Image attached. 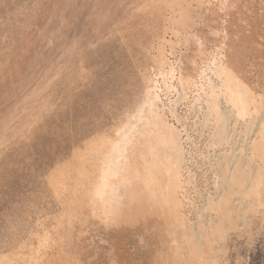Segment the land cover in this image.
I'll return each instance as SVG.
<instances>
[{"label":"bare ground","instance_id":"bare-ground-1","mask_svg":"<svg viewBox=\"0 0 264 264\" xmlns=\"http://www.w3.org/2000/svg\"><path fill=\"white\" fill-rule=\"evenodd\" d=\"M110 43L127 49L137 92L118 115L107 114L108 124L102 121L68 158L50 166L46 180L58 212L42 217L12 250L18 262L11 253L0 260L229 264L230 239L264 225V0H0V175L59 103L93 78L88 59ZM217 45V80L208 75L206 97L201 93L200 125L212 127L206 144L213 150L197 156L212 175L203 195L194 180L199 191L183 188L192 170L189 176L182 133L162 116L156 86L170 93L178 81V100L171 101L184 99L204 66L216 62L217 54L210 59L209 53ZM234 121L244 122L247 138L232 143V126L223 147ZM196 196H204L200 206ZM188 205L197 211L193 219Z\"/></svg>","mask_w":264,"mask_h":264},{"label":"rangeland","instance_id":"rangeland-1","mask_svg":"<svg viewBox=\"0 0 264 264\" xmlns=\"http://www.w3.org/2000/svg\"><path fill=\"white\" fill-rule=\"evenodd\" d=\"M107 45L102 46L101 47L102 50L100 49L97 50L95 52L96 54L95 53L94 55L92 54L91 58L89 57L90 60L92 59L91 61L88 59V63H89L88 65L91 66L90 68L93 69L92 72H94L92 73L93 78H90V80H88L87 82L85 81L83 83H80L79 84L80 86L77 85L78 87H75L72 90L73 92L70 93V96L67 95L68 99L65 96L66 98L64 97L65 99L62 100L64 103L63 102H61L62 104L59 103V105L55 109L57 111L55 112L54 110V113L49 118L48 123L44 126V128H39L35 132L34 137L28 142V144L22 146L13 156L11 155L12 158H8L9 160L5 163L6 167L4 166V168L6 169L4 170L2 169L3 171L2 174L0 175V255L3 253L4 254L11 253L12 256L11 259L14 262H18L21 258V256H17L16 254H14V252L16 251L17 248L20 247V245H24L25 243L24 240H27V237L30 236L31 231L34 228L35 224L40 220H42V217L44 218L50 214H56L59 210L58 200L46 180V175L49 169L52 166H54L56 163H58V161L60 162L68 158V156H70L71 154L70 151L72 147L74 145L80 144L82 140L85 138V136L88 137L90 134H92L97 129L102 127L104 123L108 124L111 118L115 115H118V113L122 110V108L125 105V102L128 99V95L131 96L132 92H137L136 89H138L137 88L138 82H136V79H134L133 83H130L133 81L132 76L134 72L132 71V65H131L132 63H130L131 58L129 55L127 56L128 54L127 49L121 47L122 50L121 51L117 46V44L114 43H110V45L109 44ZM218 47H219L218 45L216 47H212V50L209 53L210 59L214 57L213 53L214 55L217 54L215 55V58H212V60L214 59L216 60V62L213 61L214 66H212L211 63L213 62H211V60L209 61L210 66L209 65L207 67L204 66L203 69L205 71L203 70V72H201L198 75L199 77L197 76L196 84L188 90L189 92L192 90L190 94L188 92L187 93L188 96L186 94V96L183 97L185 101L184 99L181 100V98H179V101H177L178 98L176 96L178 94L176 95V93H179L178 90L181 89L180 88L181 86L180 84H178L179 83L178 81L177 82L175 80L173 81L172 87H174V89L173 88L172 89L170 88V90L168 89L171 94L168 93L167 89L160 82H158L156 86L157 95L160 97V98L158 97L159 99H157V103L160 101L159 102L160 104L161 102L162 104H164V105L161 104L160 106V104L158 103V107L160 106L159 110L161 111L162 116L163 117L165 116L164 118L165 120H167V122L166 121L165 122L168 125L170 124V127L172 126L175 127L177 130L176 132L180 130L178 135L182 133L180 135L181 137L179 136L180 137L179 139L180 142H182L181 145L183 144V148H184L183 151L185 150L184 151V155L186 158L185 165L188 167L186 171L188 172L192 170L190 173L191 176L189 175L188 172V175L192 177V179L188 177L187 172L183 170L184 171L183 173L186 172L185 174H183L184 175L183 177H185L187 181L189 180V178L191 179L189 182L184 183V185L185 184L186 185L185 186L183 185V188L189 189V191L193 193H195V191H199L200 189L201 191H199V193L201 192L203 195L206 193V191H208L207 189L211 188L210 179L212 178V175H211V171L209 172L207 171L208 168L204 166L203 164L204 162L203 161L201 162L202 160L201 157H197V156L203 157L205 154H207V152L211 153L213 152V150L212 147L208 145L209 144L208 140L210 138L209 135L212 131V127L210 125H207L206 127L208 129V132H206L207 131L206 127L201 126L200 124L202 123V125H204L202 122L203 121L202 118H204L203 106L205 104L204 98L206 97L205 85L208 79L213 80L214 78L215 80L216 78L217 80V75L215 76V73H213L214 71L212 69L215 67L216 65L215 63H217L218 61L217 60L218 56H220V49ZM122 48H124L125 51ZM214 49L215 52H212L214 51ZM101 51H103V53ZM133 52L134 50H132V54ZM208 68L209 71H207ZM203 73L204 76L202 75ZM211 75L214 76L212 77ZM207 76L208 79H206ZM129 78H131V81L129 80ZM198 81L200 82L203 81V82H201L202 83L201 84ZM200 84L203 86L204 89L201 87ZM199 85L202 88L201 91L200 89H197ZM178 87L180 89H178ZM126 89L127 91H125ZM175 89H177V91H174ZM198 90L200 91V93L196 94L197 92H199ZM128 92L130 94H128ZM192 92L193 95L195 96L192 95ZM201 93L204 98L202 97ZM174 94L175 96H173ZM176 98H177V100H175L176 102L171 101ZM196 100H198L199 103ZM199 100L201 101V104ZM193 102L195 103L194 105ZM191 104L193 107H191ZM201 105L202 107H199ZM61 106L63 107L61 108ZM198 107L201 108V111ZM107 111L110 112L108 113ZM107 114L111 115L112 117H108L109 115ZM234 122L230 123L229 129L233 126L231 129L234 128L237 134L236 133L234 134L235 131L234 130L232 131L230 129L231 132H230V138L228 139L229 142H226L225 143L226 145L224 144L225 146L223 147H226L228 144H230L231 142L230 139L231 137H233L232 134H234L235 136L232 139V143L236 142L233 140H237L238 141L237 143L239 142L241 143L245 138H247L246 136L244 137L243 134L244 131H246L245 130L246 128L243 127V125L245 126L244 122L243 121H237L238 123L236 122L234 123ZM202 127H204L205 129H202ZM202 130L204 132H201ZM240 130L242 133L240 132ZM200 132L201 135L204 134L202 137L200 136ZM247 133H249V131ZM188 137L189 139H191L190 141ZM192 138H193V142H192ZM200 138L201 140L199 141ZM196 148H199L197 149L198 151L196 150ZM204 151L206 152L204 153ZM187 159L190 162H188ZM186 166H184V169ZM201 166L202 168H199ZM203 167L204 169L206 168L205 170L207 172L204 171ZM192 175H195V177ZM193 180L195 181V183L198 182L199 187L197 186V188L199 189H195L193 186H191ZM208 184L210 185V187ZM189 186L193 187L192 189L195 190H192ZM196 197H197L196 199L198 200L196 201V203L197 204L199 203L200 206L201 203L203 202L202 199L204 196H200V197L196 196ZM188 207L191 209H188ZM188 207H187L188 212L191 211L190 216L192 217V219L195 218L197 211L190 205H188ZM259 228L261 229V231L259 230ZM259 231L260 233H258ZM250 233L251 234H249L248 236H243L238 239L235 236H233L230 239L228 243L229 264H235L236 260H238L240 264H247V263L264 264V225L260 227L259 222H257L252 227ZM250 235L253 238H251ZM24 247H27V244ZM12 250L15 251L13 252ZM0 264H3L1 260H0Z\"/></svg>","mask_w":264,"mask_h":264}]
</instances>
